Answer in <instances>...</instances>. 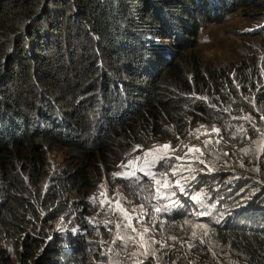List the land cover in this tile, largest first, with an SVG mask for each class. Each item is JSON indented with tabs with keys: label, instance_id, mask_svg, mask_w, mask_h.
Instances as JSON below:
<instances>
[{
	"label": "trees",
	"instance_id": "trees-1",
	"mask_svg": "<svg viewBox=\"0 0 264 264\" xmlns=\"http://www.w3.org/2000/svg\"><path fill=\"white\" fill-rule=\"evenodd\" d=\"M223 1L231 9L256 2ZM206 4L0 0V264L32 262L49 238L44 227L71 216L74 202L67 206L55 194L51 183L63 178L46 168L45 149H64L71 160L93 161L111 172L134 148L165 139L178 144L198 122L216 123L212 142L245 145L247 152L235 154L249 157L247 164L264 180V54L229 75L200 65L185 70L170 61L174 50L163 46L161 54L153 47L151 38L166 30L157 25L168 24L179 36L188 21L207 15ZM176 39L182 47L183 39ZM72 76L79 86L70 84ZM81 86L89 95L77 100ZM43 179L49 186L34 189ZM64 180H87L86 167ZM245 215L246 221L209 222L206 233L183 229L179 218L164 220L163 240L174 244L158 249L150 243L147 255L157 264H264V212ZM8 239L26 254L11 256L2 245ZM64 245L70 248L51 249L39 264L91 262L82 239Z\"/></svg>",
	"mask_w": 264,
	"mask_h": 264
},
{
	"label": "rangeland",
	"instance_id": "rangeland-1",
	"mask_svg": "<svg viewBox=\"0 0 264 264\" xmlns=\"http://www.w3.org/2000/svg\"><path fill=\"white\" fill-rule=\"evenodd\" d=\"M201 2L207 3L206 6L209 7L207 15L202 19L204 21L194 17L192 21H188L189 25H184L185 32H182V35L179 33V36L176 35L175 29L168 28L171 27L170 25L165 23L162 26L157 25L166 30L151 38L155 43V45L152 44L153 47L161 51V54L163 46L168 47V50H174L175 53H172L170 61L178 60L185 70H189L191 66L200 65L205 71L216 70L229 75L239 65L250 67L255 60L251 58L252 56L262 57L264 54V0H256L245 7L236 9H231L223 0H201ZM215 9L217 12L212 13ZM176 37H181L184 41L180 48L177 47L180 40ZM169 59L165 58L166 61ZM74 78L71 77L70 84L76 82L79 86L80 83ZM83 89L81 86L79 92L82 93ZM88 95V92H84L77 100L86 98ZM34 100L37 104L40 102V99ZM213 128L217 129L216 123L201 125L198 122L194 126L195 132L189 131L178 144L171 139H165L148 147L134 148L111 172L100 165L93 166V161L86 160L82 163L71 160L64 149H45L46 168H50V172H56L63 178L52 181L55 194L61 195L67 206L71 202H74V205L69 220L62 217L54 224L44 227V230L49 232V238L32 262L31 258H27V264H39L45 258L46 252L51 249L58 251L64 244L72 243L73 239H82L87 244L86 252H91L92 255L89 264H145L144 261L155 264L148 255L142 254L147 251L148 244L152 242L161 244V241L163 244H174V242L167 243L163 240L162 233L165 234L166 225H164V219L158 217L154 209L157 208L154 201L150 200L155 191L169 188L175 197L187 206L188 214L194 216L199 215L198 210L195 206L190 207L189 204L196 203L200 207L207 205L205 200L210 195L208 188H217L216 181L213 179H219L221 183L227 182L224 190L228 191L229 197L236 198V201H230L231 204L259 206V201H254V198L258 196L263 197L260 202L264 203V180L251 169L250 164H247L249 157L246 159L245 154L243 156L235 154L236 151L243 150L245 145L222 140L218 142V145L212 143L211 138L217 136V133L212 131ZM220 133L222 135V131ZM205 141L210 143L205 146ZM164 145L171 147L167 153L161 151V155L169 157L163 161L162 165L146 162L140 164L142 159L138 161V167L150 173L146 178L142 171L136 172L139 180L113 175L130 171L123 167L134 159L129 160L130 156L134 157L149 150H162ZM250 145L253 147V144ZM217 146H219L218 149ZM190 148H199L201 151L193 153L189 151ZM176 157L183 159L178 160ZM148 159L151 161L154 157ZM231 161L233 163L229 164ZM81 165L86 167L87 180L81 183L77 180L74 183L64 180L66 175L74 174V170ZM156 181L160 183L157 184ZM49 183L48 179H43L33 188L41 191L47 188ZM165 184L167 187L164 186ZM143 187L146 189L145 193L141 192ZM102 192L106 193L107 200L111 201L110 204L105 203L101 206V200L105 199L100 195ZM215 194L218 198L221 197L220 194ZM117 200L132 216V225L137 229L136 232L126 228L124 225L127 220L112 210ZM206 211H203L199 217L207 219L208 216H204ZM137 218L141 222H137ZM176 219L172 218L169 224ZM179 219L183 229L188 227L204 229L205 233L209 229L206 222ZM118 223L121 225L120 228L116 227ZM145 227L149 229L146 233ZM141 233L144 247H140ZM196 233L198 232L196 231L193 236H196ZM2 245L7 248L11 256H14V252L17 251L26 254L23 246L15 245L14 240L8 239L7 242H2Z\"/></svg>",
	"mask_w": 264,
	"mask_h": 264
},
{
	"label": "clouds",
	"instance_id": "clouds-1",
	"mask_svg": "<svg viewBox=\"0 0 264 264\" xmlns=\"http://www.w3.org/2000/svg\"><path fill=\"white\" fill-rule=\"evenodd\" d=\"M213 138L215 139L216 136L212 137L211 139L213 140ZM215 144L218 145V143H215ZM218 148H219V146H217V149ZM243 149L245 152H247V149L245 147ZM163 161L164 160H160L159 162H157V164L162 165ZM144 177L146 178V176H144ZM218 182L221 183V181H218ZM218 182H216L217 188H215V189H209L207 187L208 190L215 191V192L212 194L208 191V193L211 196L209 195L208 197H206L205 202L207 203V205H205V207H200L196 203H190L189 204L190 207L195 206L197 208L199 215L194 216V215L188 214L187 206L184 205L182 203V201H180L177 197H175L172 190H170L169 188L165 189L163 191H158V192L155 191L153 194V197L150 200L154 201L155 206H157V208L160 209V211L157 212L156 211L157 208H154L155 211L157 212V214L159 215L158 217H161L166 221L171 222L172 218H187L190 222H193V221H195V222H197V221L206 222L208 224V227H209V222L212 225L213 224H220V223L223 224L227 221V218L231 219L232 222H237L238 220L246 221L248 217L245 214H246V211L249 209L253 210L254 212L263 214L264 203L263 202L261 203L260 200H258L260 203V205L258 206L259 207L258 209H254L252 207L254 205H252V204H247L245 206L241 203H232L231 204L230 201H236V198H233V196L229 197L228 191L224 190L227 186V182H224L223 184H220V185L218 184ZM233 187H235V186H233ZM233 187L231 189H233ZM141 192L145 193L146 189L143 187L141 189ZM215 193L220 194L221 197L218 198ZM193 195H194V193H193ZM212 200L214 201V203ZM254 201H256V198H254ZM242 208H246V209L244 210ZM203 211H206V214L204 216H208L207 219L204 217H199ZM154 244L155 243L152 242V245H154ZM162 244H163L162 241H161V244L157 243V245H160V247L164 248V246ZM63 246H66L68 249L70 248L67 245H63ZM148 247H149V245L147 246V250L149 249ZM155 264H157V263L155 262Z\"/></svg>",
	"mask_w": 264,
	"mask_h": 264
},
{
	"label": "snow or ice",
	"instance_id": "snow-or-ice-1",
	"mask_svg": "<svg viewBox=\"0 0 264 264\" xmlns=\"http://www.w3.org/2000/svg\"><path fill=\"white\" fill-rule=\"evenodd\" d=\"M212 107H215V106L213 105ZM243 118L244 119H251V117H243ZM261 119H264V116H262ZM212 131L219 134V129L213 128ZM218 142L219 141H217V143ZM204 143H205V146H207V144L210 143V141H205ZM170 147H171L170 145H164L162 150L161 149L149 150L144 155L145 162L155 164V163L159 162L160 160L168 159L169 157H167V155H161L160 153H161V151H163V153H167V151L170 149ZM189 151L195 153V152H200L201 150L199 148H190ZM149 157H154V159L149 161V159H148ZM139 159L140 158H137L136 160L129 161L128 164L123 165L124 168L130 169V171L124 172V173H119V174H113V175L116 177H119V178H124V179L139 180V177L136 175V172L142 171L145 176H149L150 175L149 172L138 167ZM176 159L179 160V159H183V158L182 157H176ZM201 163H203V161H201ZM156 183L159 184L160 181H156ZM164 186L167 187V184H165ZM100 195L105 197L104 200H101V206H103L105 203H109V204L111 203V201L107 200L106 193L102 192V193H100ZM141 207H143V206H141ZM112 210L118 212L123 219L127 220V223L124 225L126 228H130L133 232L137 231V229L132 225V219H133L132 216L129 214L128 210L122 206V204L120 203L119 200H117L115 202V206ZM133 211H135V209H133ZM156 211L159 212L160 209L157 208ZM89 222L91 223V221H89ZM137 222H141L139 220V218H137ZM120 226L121 225L119 223L116 224L117 228H120ZM148 231H149V229L147 227H145L144 232L146 233ZM140 236H141L140 247H144L143 234L141 233ZM129 239H131V237H129ZM144 255H147V251H145Z\"/></svg>",
	"mask_w": 264,
	"mask_h": 264
},
{
	"label": "bare ground",
	"instance_id": "bare-ground-1",
	"mask_svg": "<svg viewBox=\"0 0 264 264\" xmlns=\"http://www.w3.org/2000/svg\"><path fill=\"white\" fill-rule=\"evenodd\" d=\"M144 155H145V153H142V154H137L136 156H130L129 157V160H132V158H134L133 160H136L137 158H140V159H142L141 161H140V164H143V162H145V160H144ZM127 158V157H126ZM139 159V160H140ZM127 160V159H126Z\"/></svg>",
	"mask_w": 264,
	"mask_h": 264
}]
</instances>
